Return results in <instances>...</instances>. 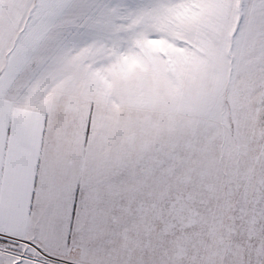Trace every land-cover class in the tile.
Listing matches in <instances>:
<instances>
[{"label":"snow or ice","instance_id":"6c2138e0","mask_svg":"<svg viewBox=\"0 0 264 264\" xmlns=\"http://www.w3.org/2000/svg\"><path fill=\"white\" fill-rule=\"evenodd\" d=\"M0 264H264V0H0Z\"/></svg>","mask_w":264,"mask_h":264}]
</instances>
